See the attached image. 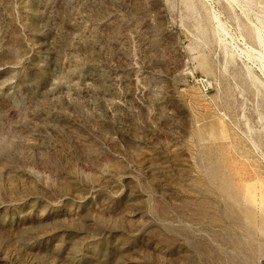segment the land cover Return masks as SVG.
Returning a JSON list of instances; mask_svg holds the SVG:
<instances>
[{
	"label": "rangeland",
	"instance_id": "374dc122",
	"mask_svg": "<svg viewBox=\"0 0 264 264\" xmlns=\"http://www.w3.org/2000/svg\"><path fill=\"white\" fill-rule=\"evenodd\" d=\"M252 209L264 0H0V264H211Z\"/></svg>",
	"mask_w": 264,
	"mask_h": 264
},
{
	"label": "crops",
	"instance_id": "0c3cea01",
	"mask_svg": "<svg viewBox=\"0 0 264 264\" xmlns=\"http://www.w3.org/2000/svg\"><path fill=\"white\" fill-rule=\"evenodd\" d=\"M252 215L249 216V219H251V223L254 224L255 226L252 227L253 230L254 228H257L258 231L263 232L264 231V215H255L254 210H251ZM243 218V217H242ZM248 218V216H247ZM243 230V228H242ZM244 231V230H243ZM246 231V230H245ZM260 233H255L254 231H251V234L257 235V243L253 245L247 244V242H242L240 247H237L235 251V255L231 256L232 254H229V252H232L227 249V253L231 257H226V259H223L218 255L219 254H224L221 252V248H210V261L211 264H264V234ZM246 237H242V239H245ZM206 254V252L204 253ZM234 254V253H233ZM218 257V258H217ZM204 264L206 263L207 257L204 256Z\"/></svg>",
	"mask_w": 264,
	"mask_h": 264
},
{
	"label": "built area",
	"instance_id": "2783aa9c",
	"mask_svg": "<svg viewBox=\"0 0 264 264\" xmlns=\"http://www.w3.org/2000/svg\"><path fill=\"white\" fill-rule=\"evenodd\" d=\"M201 84L203 85V86H210V83L207 81V80H201Z\"/></svg>",
	"mask_w": 264,
	"mask_h": 264
},
{
	"label": "bare ground",
	"instance_id": "6f19581e",
	"mask_svg": "<svg viewBox=\"0 0 264 264\" xmlns=\"http://www.w3.org/2000/svg\"><path fill=\"white\" fill-rule=\"evenodd\" d=\"M217 18V17H216ZM218 19V18H217Z\"/></svg>",
	"mask_w": 264,
	"mask_h": 264
}]
</instances>
